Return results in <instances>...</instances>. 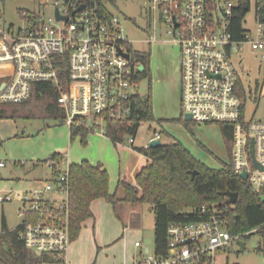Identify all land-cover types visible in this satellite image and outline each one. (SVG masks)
I'll list each match as a JSON object with an SVG mask.
<instances>
[{
  "label": "built area",
  "instance_id": "built-area-1",
  "mask_svg": "<svg viewBox=\"0 0 264 264\" xmlns=\"http://www.w3.org/2000/svg\"><path fill=\"white\" fill-rule=\"evenodd\" d=\"M2 1L0 64H11V70L5 86L0 87L1 102H23L31 96L34 82H50L61 90L58 100L70 127L77 122L91 132L99 130L105 134L109 119L124 122L137 118L142 63L130 48L132 41L123 18L112 11L98 13L95 6L72 14L81 1L56 0L48 19L34 12L37 19H24L26 25L17 27L6 24ZM242 2L145 0V8L152 34L150 42L159 40V28L165 24L179 46L181 115L190 114L197 125H231V164L240 176L247 172V180L264 198V120L246 117V96L241 94V76L235 63V53L248 47L264 59V0H255L254 27L248 24V1L239 31L237 9ZM56 9L69 18L58 19ZM64 65L65 83L61 78ZM257 91L264 95V81ZM154 133L145 148H150L152 140L161 139L160 130ZM128 138L134 145L136 137ZM4 164L0 162V166ZM70 164L64 154L60 173L40 187L0 193V202L21 199L19 213L24 219L19 236L25 245L39 255L51 256L57 264H66L72 243ZM47 165L52 172L55 161L49 158ZM199 212L206 217L169 226L166 257L147 251L141 264H228L223 262L222 254L253 230L233 234L228 206L213 204ZM141 244L135 242L136 246Z\"/></svg>",
  "mask_w": 264,
  "mask_h": 264
},
{
  "label": "trees",
  "instance_id": "trees-1",
  "mask_svg": "<svg viewBox=\"0 0 264 264\" xmlns=\"http://www.w3.org/2000/svg\"><path fill=\"white\" fill-rule=\"evenodd\" d=\"M4 1V0H3ZM88 8L94 3L95 9L101 14H110L107 2L115 4V0H79ZM249 1V0H248ZM237 29L240 31V18L248 11L238 7ZM23 19H37L34 12H21ZM236 37L240 34L237 32ZM130 48L132 49L131 45ZM137 58L145 66L139 79L150 77L151 51L137 52ZM66 65V64H65ZM61 78L66 82V66ZM7 78L0 77L1 84ZM67 85V84H66ZM261 83H257L260 89ZM242 90V81L239 82ZM1 93V90H0ZM61 90L50 82H34L31 96L20 103H4L0 101V119H55L60 124L66 122V114L58 98ZM242 96L246 92L241 91ZM137 118L124 122L108 120L105 135L115 143H124L129 136L136 137L137 131L144 121H157L153 111V95L151 84L145 95L137 97ZM160 122V120H158ZM173 121L180 122L193 133L194 122L185 120L181 115ZM222 136L227 144L230 163L221 168L211 167L197 158L181 141L174 139L155 147H137L148 157V163L136 175V183L125 179L120 185L125 190L123 198L110 191V175L101 163L93 164L89 160L70 164L69 195H70V234L71 240L78 238L83 222L93 216L91 204L94 200L104 198L117 210L120 203L133 205L148 203L154 213L155 223V254L159 257L168 255V228L174 222H188L205 218L200 209L213 204L229 207L230 228L233 234L250 232L256 228L264 231V198L262 192L255 190L248 180L237 174L231 164L233 150V129L229 124H220ZM71 140L80 136L84 145L88 143L90 128L77 122L71 127ZM161 135L167 133L160 130ZM2 143L0 137V144ZM55 161L51 177L61 171L60 163L63 153L55 152L47 159L35 162V165ZM197 170L192 178L191 171ZM226 191L238 193L235 204L229 202L224 194ZM21 225L9 228L3 214L0 228V264H42L44 261L54 263L49 255H39L30 250L20 238ZM245 236L242 237V240Z\"/></svg>",
  "mask_w": 264,
  "mask_h": 264
},
{
  "label": "crops",
  "instance_id": "crops-1",
  "mask_svg": "<svg viewBox=\"0 0 264 264\" xmlns=\"http://www.w3.org/2000/svg\"><path fill=\"white\" fill-rule=\"evenodd\" d=\"M155 42L157 43L159 40ZM164 52L165 67L161 73L157 72L156 68L158 66L154 65L155 63L153 62L157 54L156 47L153 46V52H151V68L153 69L151 73L153 74V79L159 81V77L162 76L164 80L163 86L157 87V91L153 92L155 118L160 120L163 129L166 130L167 128L171 132V141L178 139L194 155L195 150L201 151V147L217 155L213 151L211 142L216 140L217 144H219L221 132L219 137H217L213 135L214 132L210 130L209 126L208 128H202L200 125H193V133H191L180 122H171L170 124L163 122L164 120L178 119V116H181L180 73L176 67L172 72L169 70L170 56L166 50ZM179 60L180 51L175 63ZM160 89H162L161 92L164 91L162 96H158V93H161ZM159 97H162L163 106L160 105ZM57 129H61L60 138L50 141L47 139L48 131L37 136L32 133L26 134L25 131H21L20 126L13 119H0V137L3 141V145H0V162L5 163L0 168L7 166L6 160H11L14 170L16 167L23 170L22 173H15V175L12 174L8 177V181H11L9 184L12 185L10 187L7 185L0 187V193L8 189L26 191L40 187L44 181L51 177L52 172L46 164L35 165V162L45 160L51 154L58 152L67 154L70 163H79L83 160H89L93 164L101 163L110 175V191L116 192L119 198H123L125 190L120 185V181L125 179L130 183L137 184V173L148 163V157L136 149L137 147H142V145H135L134 143L133 147H131L126 143H115L107 135L94 132L88 135V145L83 148L79 142L80 136L71 145V128L67 127L65 129L61 127ZM210 134L213 141L209 136ZM67 145L68 152H63L62 150ZM217 148L221 150L219 146ZM18 161H21V163H18ZM11 171L13 172L12 169ZM143 204L138 203L133 205L124 202L120 203L116 210L104 198L94 200L91 204L93 216L83 222V227L78 238L72 241L67 253L66 264L143 263L145 258L144 250L146 252L149 251L148 246H145L143 241L145 231L142 225V212L139 209ZM150 210L152 211L151 206ZM119 211L121 212L120 217H117ZM17 213L19 216L21 215L19 209ZM3 214L8 227L11 229L17 227L23 221L14 227H10L7 216L5 213ZM22 217L24 219V216ZM153 227L155 229V223ZM133 238H135L133 242L135 251L129 253V250H132L129 244H131ZM136 241H141V246H136Z\"/></svg>",
  "mask_w": 264,
  "mask_h": 264
},
{
  "label": "rangeland",
  "instance_id": "rangeland-1",
  "mask_svg": "<svg viewBox=\"0 0 264 264\" xmlns=\"http://www.w3.org/2000/svg\"><path fill=\"white\" fill-rule=\"evenodd\" d=\"M55 1L56 0H4L1 4L4 20L6 24H13L17 27L25 26L26 21L22 17V11L36 12L48 19L50 16H52V7ZM235 1L239 2L240 0ZM59 2L62 3L63 0H59ZM106 6L110 11L125 20V24L128 30V37L132 41L131 50H133L134 53L147 51L153 52V46L156 47L157 54L153 62L155 63L154 65L158 66L156 68L158 73H161V71L165 67V50L166 52H168L170 57H174L175 61H177L178 52L180 51V49L179 46L175 42H173L172 35L168 33L169 27L167 25L163 24L159 28V42H150L152 34L149 29V19L146 14L145 0H115V4L107 2ZM254 14L255 0H250V9L247 14V19L248 24H250L252 27H254ZM166 63L168 64L167 61ZM235 63L238 67L243 84V88L241 91L246 92V117L252 120H264V95L260 91H257V83H262L264 81V59L258 51L248 47L241 52L235 53ZM150 69L152 72L153 69L151 68V62ZM10 70L11 64H0V77L7 78V74L8 72H10ZM152 75L153 74L151 73L150 77H144L140 81L139 92L141 95L147 94L150 84L152 87V95L157 87L159 88L161 85L163 86L164 80L162 79V76L159 77L160 80L158 81L156 79H153ZM161 90L162 89H160V92ZM163 92L164 91L158 93V96H162ZM159 98L160 105L163 106L162 97ZM178 117H180V115ZM13 120L16 121L20 126L21 131H25L26 134L32 133L37 136L45 131H48L49 133L47 139L50 141L58 140L60 138L61 129L57 128H70V126L66 124V122L64 124H60L59 121L55 119L37 118ZM173 120H164L163 122L166 124H170L171 122L176 123V121ZM194 125L198 126L195 123ZM200 126L202 128H208L209 126L210 130L214 132L213 135H216L217 137H219V134H221L220 126L217 124H203ZM161 129H163V126L158 120L154 122H142L136 134L135 145L145 146L155 135L154 132ZM166 132L167 133L162 134V143H169L171 141V132L167 128ZM209 136L213 141L212 135L210 134ZM75 139H70L71 145L73 142H75ZM79 142L83 148L88 145V143L84 145L81 141V138L79 139ZM219 142L220 145L217 144L216 140L211 142L213 145V151L217 153V155L213 154L208 149L201 147L200 152L195 150L194 153L196 157L211 167L221 168L224 166V164H229L230 156L228 147L222 135ZM124 143L133 147V145L129 142V138H127ZM0 145H3V141ZM218 146L221 150H218ZM67 147L68 145L62 151L68 152ZM5 162L7 166L4 168H0V187L5 185L10 187L12 184H9L11 183V181H8L9 179L7 178L12 174L15 175V173H22L23 171L22 168L18 167H16V169L14 170L11 160H6ZM11 169L14 173L11 171ZM53 196L62 197V194H53ZM21 205L22 202L20 198H15L13 201L8 202H0V226L3 213H5V215L7 216L10 227H14L15 225L19 224L23 220V217L21 215L19 216V214L17 213V210L21 207ZM150 206L151 205H149L148 203H144L139 209L142 212V225L145 231L143 241L145 243V246H148L149 252L151 254H154V213L150 210ZM120 213V211L119 214L117 213V217H120ZM134 240L135 238H133L131 244H129V247H131L132 249L129 250V253H133L135 251L133 247ZM243 241L245 242V250L241 249V245L238 242H234L233 245L228 249V251L222 254L221 257L223 262L228 264H264V231L256 228L252 232L246 234ZM144 254L147 255L145 250Z\"/></svg>",
  "mask_w": 264,
  "mask_h": 264
},
{
  "label": "water",
  "instance_id": "water-1",
  "mask_svg": "<svg viewBox=\"0 0 264 264\" xmlns=\"http://www.w3.org/2000/svg\"><path fill=\"white\" fill-rule=\"evenodd\" d=\"M242 6L246 9L248 7V1L247 0H243L242 2ZM86 7V4L82 3L72 14H75L77 11H80V10H83L84 8ZM92 7H94V3H92ZM56 16L58 19H65L67 20L69 18V15H65V16H62L60 13H59V10L56 9ZM126 56L128 57L129 55L126 54ZM145 69V66L142 64L140 66V70L143 71ZM5 86V82L2 83L1 85V89ZM191 115L190 114H185L184 115V119L185 120H188V121H191ZM161 144V140L160 139H155V140H152L150 142V147H155V146H158ZM252 154L254 156V148H253V144H252ZM198 171L197 170H192L191 171V175H192V178H194L196 175H197ZM241 177L244 179V180H247V172L244 171L242 174H241ZM228 198H229V202L232 203V204H235L237 202V199H238V193L237 192H233V191H226L224 193ZM239 244L241 245V249L242 250H245V242L243 240H239Z\"/></svg>",
  "mask_w": 264,
  "mask_h": 264
},
{
  "label": "flooded vegetation",
  "instance_id": "flooded-vegetation-1",
  "mask_svg": "<svg viewBox=\"0 0 264 264\" xmlns=\"http://www.w3.org/2000/svg\"><path fill=\"white\" fill-rule=\"evenodd\" d=\"M175 67L177 68V71L180 73L179 61L176 64L174 57H170L169 70L172 72Z\"/></svg>",
  "mask_w": 264,
  "mask_h": 264
}]
</instances>
